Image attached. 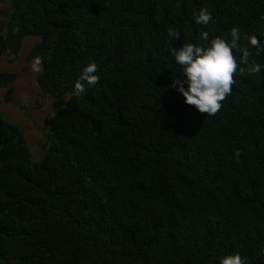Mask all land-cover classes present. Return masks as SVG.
<instances>
[{"label": "trees", "instance_id": "16d2710c", "mask_svg": "<svg viewBox=\"0 0 264 264\" xmlns=\"http://www.w3.org/2000/svg\"><path fill=\"white\" fill-rule=\"evenodd\" d=\"M206 8L208 25L195 16ZM169 27L180 32L174 40ZM241 39L232 93L214 116L185 104L172 50ZM191 33V35H189ZM264 0H9L0 60L42 58L38 95L66 98L38 162L0 113V264H264ZM11 49L12 58H8ZM98 83L72 95L84 67ZM16 73H0V90ZM185 90L187 84L183 85Z\"/></svg>", "mask_w": 264, "mask_h": 264}, {"label": "clouds", "instance_id": "9594fccd", "mask_svg": "<svg viewBox=\"0 0 264 264\" xmlns=\"http://www.w3.org/2000/svg\"><path fill=\"white\" fill-rule=\"evenodd\" d=\"M213 20L212 14L201 8L195 16L197 24L208 25ZM167 35L177 40L180 32L169 27ZM191 35V33H189ZM231 41H226L220 37H214L209 41L208 32H201L199 38L207 41L208 46H198L192 43H184L179 50L173 49L172 55L175 61L182 67L183 78H177L172 82V86L183 96L185 104L194 107L198 113L208 116L216 115L222 108V102L232 93V87L236 83L234 79L238 68L237 56L233 50L240 46L238 41L241 35L238 27L230 30ZM250 47L255 49V55L264 53V42L258 40L256 36H245ZM8 58L13 54L11 49H7ZM252 52L248 47L240 51V64L249 66V74L259 73L264 65L256 63L254 60L249 64ZM42 58L35 56L31 62V70L34 73L42 71ZM98 65L93 61L84 67L79 79L74 85L72 95L81 97L85 92V82L88 85L98 83L99 77L96 75ZM187 84V89L183 87ZM220 264H244V259L239 255L226 256L221 259Z\"/></svg>", "mask_w": 264, "mask_h": 264}, {"label": "rangeland", "instance_id": "374dc122", "mask_svg": "<svg viewBox=\"0 0 264 264\" xmlns=\"http://www.w3.org/2000/svg\"><path fill=\"white\" fill-rule=\"evenodd\" d=\"M9 0H0V11L7 12ZM36 39L25 38L17 60L7 64L0 60V73L12 72L18 75L17 80L5 89L0 90V113L11 123L25 131L24 137L32 154V160L38 162L41 154L43 135L48 131L49 120L55 111L62 107L66 98L53 100L41 98L38 93L36 76L31 70V60L26 61V54Z\"/></svg>", "mask_w": 264, "mask_h": 264}]
</instances>
